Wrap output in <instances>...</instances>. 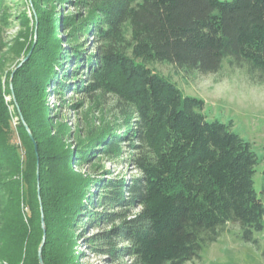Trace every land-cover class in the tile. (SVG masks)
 Wrapping results in <instances>:
<instances>
[{"label":"trees","instance_id":"1","mask_svg":"<svg viewBox=\"0 0 264 264\" xmlns=\"http://www.w3.org/2000/svg\"><path fill=\"white\" fill-rule=\"evenodd\" d=\"M25 2L31 38L23 37L10 82V74L0 80V264H40L42 214L43 264H82L78 238L88 230L97 233L87 248L104 264H184L228 223L255 243L264 229V168L256 191L250 143L231 122L208 120L202 99L148 64L209 74L230 59L264 76V0ZM65 4L77 10H56ZM68 93L92 102L109 96L114 123L78 120L73 131L57 123ZM5 94L14 99L20 145L11 141ZM50 95L59 98L53 108ZM98 156L124 157L122 169L134 173L76 170Z\"/></svg>","mask_w":264,"mask_h":264},{"label":"rangeland","instance_id":"2","mask_svg":"<svg viewBox=\"0 0 264 264\" xmlns=\"http://www.w3.org/2000/svg\"><path fill=\"white\" fill-rule=\"evenodd\" d=\"M56 10L64 15H71L77 9L65 4ZM24 13L29 19L27 27L22 22ZM31 15V8L25 0L0 2V80L3 86L8 81L9 74L10 82L13 72L22 65L20 51L24 46L23 37L31 38L29 33L32 27ZM68 31L69 29L66 35ZM58 36L59 33L53 34V39H57ZM148 65L174 82L185 95L202 99L205 103L203 112L208 120L231 122L233 132L250 143L259 160L254 175V187L259 191L264 168V76L252 70L246 63H235L230 59H223L220 69L209 74H200L166 61H154ZM69 69L72 70V67L69 66ZM63 99L66 100V104L56 110L57 123L68 122L72 131L79 123L78 120L81 124L88 120L89 127L99 128L102 124L114 123L116 119L114 103L109 96L98 102H92L93 100L86 99L80 94L68 93ZM5 101L10 114L11 141L20 145L16 134L19 118L15 112L14 99L11 95L5 94ZM58 101V95L55 97L50 95L47 104L53 108ZM70 137L66 139L71 141L72 136ZM20 151L22 152L21 149ZM122 158L115 160L98 156L92 162H83L76 167V170L90 175L99 172L100 176L104 171H109L112 175L122 172L124 175L134 173V170L124 172L121 167ZM83 233L78 238L77 248L83 257L82 264H104L105 258L88 250L85 241L86 237L96 234L97 230ZM254 238L255 243L244 242L240 237L238 225L228 223L216 241L202 249L199 258L184 264H264V229L255 233Z\"/></svg>","mask_w":264,"mask_h":264},{"label":"water","instance_id":"3","mask_svg":"<svg viewBox=\"0 0 264 264\" xmlns=\"http://www.w3.org/2000/svg\"><path fill=\"white\" fill-rule=\"evenodd\" d=\"M29 54H30V53H28V55H29ZM10 88H12L11 84H10ZM22 123H23V125H24V128H25L26 131L28 132L29 137L33 140L32 134H31V132H30L28 126L25 124L24 121H22ZM35 150H36V145H35ZM43 221H44V219H43V214H42V216H41V222H42V228H43V237H42L41 244H40V246H39V248H38V260H39V263H40V264H43V261H42V247H43V245H44V243H45V228H44V225H43Z\"/></svg>","mask_w":264,"mask_h":264}]
</instances>
